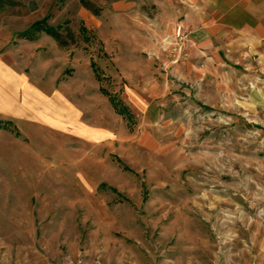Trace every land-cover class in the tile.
I'll use <instances>...</instances> for the list:
<instances>
[{
    "label": "rangeland",
    "instance_id": "374dc122",
    "mask_svg": "<svg viewBox=\"0 0 264 264\" xmlns=\"http://www.w3.org/2000/svg\"><path fill=\"white\" fill-rule=\"evenodd\" d=\"M116 2L136 4L134 17L117 19ZM152 6L24 0L0 11L14 39L40 20L73 35L61 46L42 31L36 49L23 46L38 100L0 111V264H264V79L242 65L196 79L165 71L187 52L175 29L156 41L160 58L143 40ZM131 51L158 69L134 76L160 84L152 121L112 103L129 81L114 57Z\"/></svg>",
    "mask_w": 264,
    "mask_h": 264
},
{
    "label": "crops",
    "instance_id": "0c3cea01",
    "mask_svg": "<svg viewBox=\"0 0 264 264\" xmlns=\"http://www.w3.org/2000/svg\"><path fill=\"white\" fill-rule=\"evenodd\" d=\"M152 7L153 13L147 16L145 23L147 34L142 37L147 44L151 43L156 57H161L157 52L156 41L164 35L172 36L176 26L182 25L185 31L191 32L186 46L187 58L177 67L163 68L165 71L178 70L185 79H196L204 74L217 73L221 68L232 69L242 65L245 69L248 66L257 68L264 79V0H153ZM113 10L116 18L123 20L124 16L127 17V11H131V17H134L136 4L116 2ZM138 15L136 19L143 23V16ZM11 26L10 20L0 19V111L4 112L5 106L8 108L19 104L30 112L25 108L32 107L34 102L28 95L38 100V84L26 73L23 46L29 43L30 47L36 49L38 39H14ZM102 39L105 41L107 38ZM115 39L127 41L122 34ZM114 62L122 75L129 76L122 91V99L118 101L128 108L132 119L129 120L113 105L116 112L130 122L136 121V116L152 121L157 104L149 99V91L160 89V84L152 78L146 80L145 77L135 81L134 76L153 77L158 71L154 60H140L139 52L131 51L129 54L116 53ZM21 92L24 93L23 97ZM66 101L71 106L69 99ZM136 109L140 112L135 113ZM75 124L72 110L65 125L74 129ZM82 128L83 137L96 138V130L85 125Z\"/></svg>",
    "mask_w": 264,
    "mask_h": 264
},
{
    "label": "trees",
    "instance_id": "16d2710c",
    "mask_svg": "<svg viewBox=\"0 0 264 264\" xmlns=\"http://www.w3.org/2000/svg\"><path fill=\"white\" fill-rule=\"evenodd\" d=\"M23 1L24 0H0V11L7 9L9 7L20 6L23 4ZM32 3L35 4V1H32ZM83 4L84 6L90 8L95 14H99V10H97L96 8H93L87 1H83ZM83 30L84 32H87L86 27H84ZM42 31L54 37L61 46H67L69 44V41L67 40L66 36L73 37L71 30L66 29V35L64 36L62 30H60L59 27L49 26L48 24H46L44 21H41V20L35 22L27 30L20 32L19 36L22 38L34 41L38 39L39 33ZM112 103L120 113L125 115L129 120L132 119V115L130 111L128 110V108H126L119 102H116L115 99H112Z\"/></svg>",
    "mask_w": 264,
    "mask_h": 264
},
{
    "label": "built area",
    "instance_id": "2783aa9c",
    "mask_svg": "<svg viewBox=\"0 0 264 264\" xmlns=\"http://www.w3.org/2000/svg\"><path fill=\"white\" fill-rule=\"evenodd\" d=\"M191 32L185 31L182 25H178L175 28L174 38L177 40V44L175 46V51L181 55L185 52V48L187 45V41L190 37Z\"/></svg>",
    "mask_w": 264,
    "mask_h": 264
}]
</instances>
